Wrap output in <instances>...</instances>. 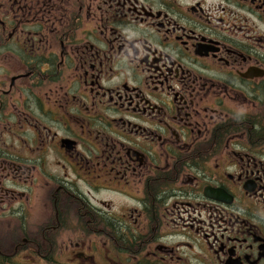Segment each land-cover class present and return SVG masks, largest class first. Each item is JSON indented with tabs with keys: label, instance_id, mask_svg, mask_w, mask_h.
<instances>
[{
	"label": "flooded vegetation",
	"instance_id": "flooded-vegetation-1",
	"mask_svg": "<svg viewBox=\"0 0 264 264\" xmlns=\"http://www.w3.org/2000/svg\"><path fill=\"white\" fill-rule=\"evenodd\" d=\"M264 264V0H0V264Z\"/></svg>",
	"mask_w": 264,
	"mask_h": 264
},
{
	"label": "rangeland",
	"instance_id": "rangeland-1",
	"mask_svg": "<svg viewBox=\"0 0 264 264\" xmlns=\"http://www.w3.org/2000/svg\"><path fill=\"white\" fill-rule=\"evenodd\" d=\"M19 262L17 261V262H15L14 264H18Z\"/></svg>",
	"mask_w": 264,
	"mask_h": 264
}]
</instances>
